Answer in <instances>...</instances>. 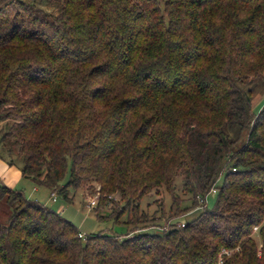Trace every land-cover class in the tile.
Returning a JSON list of instances; mask_svg holds the SVG:
<instances>
[{"label":"trees","instance_id":"obj_1","mask_svg":"<svg viewBox=\"0 0 264 264\" xmlns=\"http://www.w3.org/2000/svg\"><path fill=\"white\" fill-rule=\"evenodd\" d=\"M52 2L0 0L2 137L22 177L66 201L83 188L125 230L83 240L0 182V264H264V0ZM159 189L161 223L140 208Z\"/></svg>","mask_w":264,"mask_h":264},{"label":"rangeland","instance_id":"obj_2","mask_svg":"<svg viewBox=\"0 0 264 264\" xmlns=\"http://www.w3.org/2000/svg\"><path fill=\"white\" fill-rule=\"evenodd\" d=\"M32 1V0H24ZM37 2L43 9L50 11L56 8V4L52 0H33ZM161 8V2H160ZM250 94H249V105L250 112L252 114H257V112L264 105V74L258 75L255 77L250 84ZM254 117V116H253ZM11 120H0V182L3 183L8 188L21 192L26 199L37 200L41 204L47 206L53 211L60 214L64 219L71 222L76 229L84 235L96 234L99 232L102 233H114L122 232L123 227L116 224L112 219L99 220L97 219V212L94 209H91L88 205V199L86 190L83 188L72 189L69 188V197L70 200L66 201L60 196L56 195V201L51 200V191L35 186L34 183L22 177L21 160L17 158V155L14 151L15 147L12 145L11 141L4 139L2 137V129L8 124H11ZM68 179V172L64 179L66 182ZM219 182V181H218ZM180 198H182V192L177 189L176 191ZM186 196L182 199H185ZM156 201L161 204L155 206L152 202ZM215 197L209 195L206 198V208L211 209L214 206ZM149 204V205H148ZM170 205V197L162 189H159L157 193L149 196H145L140 201V208L143 210L147 209L149 214H152L154 211H157L156 216L159 218L161 223L163 219H167L169 216L168 208ZM160 209H162L160 211ZM195 207L187 212H179L180 217L177 218L180 222L189 221L191 218L196 216L197 212L194 210ZM108 209L104 208L98 212L100 215H106ZM9 214V209L5 202L0 201V222H3L7 215ZM160 228H157V230ZM125 230V229H124ZM156 230V228H155Z\"/></svg>","mask_w":264,"mask_h":264},{"label":"built area","instance_id":"obj_3","mask_svg":"<svg viewBox=\"0 0 264 264\" xmlns=\"http://www.w3.org/2000/svg\"><path fill=\"white\" fill-rule=\"evenodd\" d=\"M215 193H216V189L214 187H211L203 197H196V200L198 202V207L204 206L206 203V198L209 195L214 196ZM51 200L54 202L56 201V194L55 193H51ZM96 204H97V196H94L93 198L89 199L88 205L91 209L94 208L96 206ZM180 226H182V224H180ZM255 230H256V228L253 227V231H255ZM78 237H80L81 239L84 240L87 237V235H84L81 232H78ZM218 264H220V261L218 262Z\"/></svg>","mask_w":264,"mask_h":264}]
</instances>
